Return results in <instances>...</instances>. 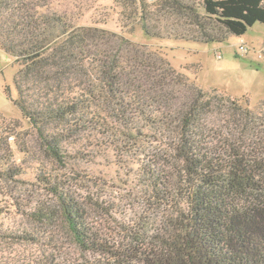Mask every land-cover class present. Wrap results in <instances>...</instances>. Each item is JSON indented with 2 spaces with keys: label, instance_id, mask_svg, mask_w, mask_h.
Instances as JSON below:
<instances>
[{
  "label": "trees",
  "instance_id": "trees-1",
  "mask_svg": "<svg viewBox=\"0 0 264 264\" xmlns=\"http://www.w3.org/2000/svg\"><path fill=\"white\" fill-rule=\"evenodd\" d=\"M94 2L120 31L107 18L79 24L48 0H0V49L18 66L21 116L0 117V181L38 194L35 218L60 219L79 253L31 230L24 243L45 250L28 264H264V103L251 109L197 86L161 46L124 31L220 45L264 25V0ZM170 4L191 32H154L152 9ZM119 190L160 212L156 251L124 252L96 228L90 210L103 216Z\"/></svg>",
  "mask_w": 264,
  "mask_h": 264
},
{
  "label": "rangeland",
  "instance_id": "rangeland-1",
  "mask_svg": "<svg viewBox=\"0 0 264 264\" xmlns=\"http://www.w3.org/2000/svg\"><path fill=\"white\" fill-rule=\"evenodd\" d=\"M48 1L57 3L56 11L70 13L76 19L78 18L79 24H89L96 21L98 17L107 18V25L111 30H121L118 29L120 25L118 16L112 15L109 7H100L101 3H95L94 0ZM145 1L148 5L155 2V0ZM179 2L193 4V0H179ZM152 11V17L158 22L150 23V26L155 24L151 27L160 35L165 36L170 30H174V35H180L194 29L184 24L187 21L186 16L178 14V10L172 4L159 6ZM121 18L124 22L126 21L123 16ZM124 31L126 37L133 42L161 46L171 66L184 71L197 86L206 90L217 89L231 98L239 99L243 106L248 103L251 109L264 103L263 24H254L242 37L231 35L220 45L185 43L174 39L157 40L147 37L138 27L133 32H128V29ZM215 52L220 53L222 57L217 59ZM17 70L18 66L13 59L0 49V117L21 119L12 101L16 98L14 78ZM105 160L107 166L113 162L110 156ZM114 176H116L115 173L110 177L114 178ZM12 188L15 187L0 181V210H4L0 215V261L10 264H28L37 255L40 256L45 247L36 244L35 247L30 248L24 243L22 234L32 232L31 230L44 231L45 236H51L58 242H62L77 258L79 253L70 247V236L60 219H54L51 223L47 220L39 222L33 215L34 204L39 198L38 194L31 190H12ZM119 191L112 192L114 198L106 195L105 198L109 201L106 202L107 208L103 216L95 215L94 211L89 209L96 220V228L114 246L121 247L124 252L136 245L146 250L156 251L155 245L165 233L161 215L158 214L160 212L153 211L152 207L143 206L140 200L126 198L128 190L127 192ZM13 196L17 198V207L11 206L15 205ZM10 234L12 236H9ZM72 257H74L73 254ZM101 262L104 263L103 260Z\"/></svg>",
  "mask_w": 264,
  "mask_h": 264
},
{
  "label": "built area",
  "instance_id": "built-area-1",
  "mask_svg": "<svg viewBox=\"0 0 264 264\" xmlns=\"http://www.w3.org/2000/svg\"><path fill=\"white\" fill-rule=\"evenodd\" d=\"M216 56H217L218 59L220 58V54H217Z\"/></svg>",
  "mask_w": 264,
  "mask_h": 264
}]
</instances>
